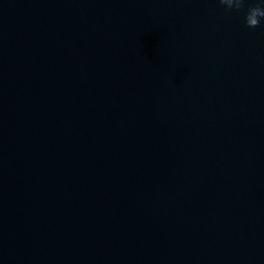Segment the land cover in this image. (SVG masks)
Masks as SVG:
<instances>
[{
    "label": "water",
    "instance_id": "water-1",
    "mask_svg": "<svg viewBox=\"0 0 264 264\" xmlns=\"http://www.w3.org/2000/svg\"><path fill=\"white\" fill-rule=\"evenodd\" d=\"M0 264H264V22L0 0Z\"/></svg>",
    "mask_w": 264,
    "mask_h": 264
},
{
    "label": "clouds",
    "instance_id": "clouds-1",
    "mask_svg": "<svg viewBox=\"0 0 264 264\" xmlns=\"http://www.w3.org/2000/svg\"><path fill=\"white\" fill-rule=\"evenodd\" d=\"M219 4L226 12L243 10V23L246 28L254 29L264 22V0L247 6L246 0H219Z\"/></svg>",
    "mask_w": 264,
    "mask_h": 264
}]
</instances>
